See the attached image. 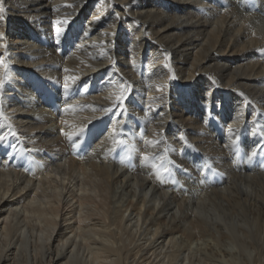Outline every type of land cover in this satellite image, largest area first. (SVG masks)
<instances>
[{"label": "bare ground", "instance_id": "1", "mask_svg": "<svg viewBox=\"0 0 264 264\" xmlns=\"http://www.w3.org/2000/svg\"><path fill=\"white\" fill-rule=\"evenodd\" d=\"M0 7V264H264V0Z\"/></svg>", "mask_w": 264, "mask_h": 264}, {"label": "snow or ice", "instance_id": "2", "mask_svg": "<svg viewBox=\"0 0 264 264\" xmlns=\"http://www.w3.org/2000/svg\"><path fill=\"white\" fill-rule=\"evenodd\" d=\"M0 12H3V7H0ZM58 23H67V21H63V22H59L58 21ZM63 31V29L62 28H57V30H56V35H57V38H59V36H60V34H61V32ZM3 36V33H0V37H2ZM262 54H264V50H262ZM64 71L65 72H67L68 70L67 69H64ZM76 77H72L71 78V80H72V82L74 83L75 81H76ZM64 80H65V84H64V90L65 91H68V89H69V83H68V81H69V77L68 76H65L64 77ZM3 83V81L2 80H0V84H2ZM123 89L121 90V94H115L114 93V95H115V100L113 101V108H115L117 105H119V106H123V104H124V98H123ZM69 108H72V105H69ZM113 109H103V111H105V112H111ZM84 128L83 127H81L79 130H77V131H74V132H72V133H62V135H66L67 136V139L69 140V141H72L73 140V137L75 136V137H79L83 132H84ZM255 153H253V155H254ZM143 159V161L146 163L147 161H148V157L147 156H145V157H143L142 158ZM165 171H167V169H165Z\"/></svg>", "mask_w": 264, "mask_h": 264}, {"label": "rangeland", "instance_id": "3", "mask_svg": "<svg viewBox=\"0 0 264 264\" xmlns=\"http://www.w3.org/2000/svg\"><path fill=\"white\" fill-rule=\"evenodd\" d=\"M132 156H130L131 158L133 157V152H129ZM134 158V157H133ZM239 159V158H238Z\"/></svg>", "mask_w": 264, "mask_h": 264}]
</instances>
